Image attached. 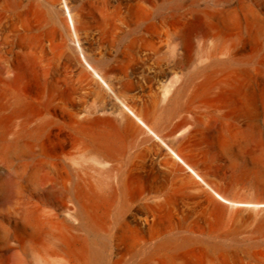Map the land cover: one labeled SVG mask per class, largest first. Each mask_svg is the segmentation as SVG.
<instances>
[{"label":"bare ground","instance_id":"6f19581e","mask_svg":"<svg viewBox=\"0 0 264 264\" xmlns=\"http://www.w3.org/2000/svg\"><path fill=\"white\" fill-rule=\"evenodd\" d=\"M0 264H264V0H0Z\"/></svg>","mask_w":264,"mask_h":264}]
</instances>
